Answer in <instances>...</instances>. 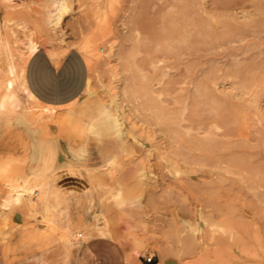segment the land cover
I'll return each mask as SVG.
<instances>
[{"label":"rangeland","instance_id":"1","mask_svg":"<svg viewBox=\"0 0 264 264\" xmlns=\"http://www.w3.org/2000/svg\"><path fill=\"white\" fill-rule=\"evenodd\" d=\"M51 2L12 0L33 20L12 31L0 0L12 60L28 33L51 55L79 50L89 81L50 107L14 75L21 105L0 108V264H78L97 236L136 264H264V0H64L59 38L41 24ZM70 108L69 121L28 114ZM29 182L46 201L7 202L9 184Z\"/></svg>","mask_w":264,"mask_h":264},{"label":"crops","instance_id":"2","mask_svg":"<svg viewBox=\"0 0 264 264\" xmlns=\"http://www.w3.org/2000/svg\"><path fill=\"white\" fill-rule=\"evenodd\" d=\"M23 78L34 99L46 106L59 107L74 102L85 92L89 67L77 49L57 56L38 47L25 64ZM78 264H129V256L117 241L97 236L82 244Z\"/></svg>","mask_w":264,"mask_h":264},{"label":"bare ground","instance_id":"3","mask_svg":"<svg viewBox=\"0 0 264 264\" xmlns=\"http://www.w3.org/2000/svg\"><path fill=\"white\" fill-rule=\"evenodd\" d=\"M4 1V0H3ZM12 0H5L6 2V8L8 10L9 13V18L6 20V22H10L9 24H7V26L9 27L10 30L12 31H17L18 29L17 28H22L24 29L25 31H28L30 30L31 28V23L33 22L32 18L30 17L29 14L27 13H20L18 11H14L12 8H14L12 5H10ZM256 1V0H255ZM63 2L64 0H52V7L50 5V8L47 12V14L41 19V24L44 25V23L46 22V25L43 26V28L45 30H49L51 31L53 34H51V36H55V38H59L57 35L54 34V31L53 30H57L59 27H60V22L62 21V16H63V11H64V6H63ZM193 2V1H192ZM191 2V3H192ZM212 2V1H211ZM216 2V1H214ZM254 2V1H253ZM257 2H261V1H257ZM228 3V2H227ZM194 4V3H193ZM205 4V3H204ZM216 4V3H215ZM262 4V10L264 8V5L263 3ZM233 6V5H232ZM213 7V6H212ZM256 7V6H255ZM203 8V7H202ZM232 8V7H231ZM206 9H209V8H206ZM205 9V10H206ZM228 9V8H227ZM253 9V8H252ZM259 9V7H258ZM261 9V8H260ZM219 10V9H218ZM226 10V9H225ZM254 10V9H253ZM256 10V9H255ZM260 10V11H262ZM220 11V10H219ZM218 11V12H219ZM258 11V10H257ZM207 12V11H206ZM235 12V11H234ZM245 12V10H244ZM244 12H243V15H244ZM248 12V11H247ZM246 12V13H247ZM256 12V11H255ZM245 13V14H246ZM258 13V12H257ZM263 13H264V10H263ZM235 14V13H234ZM248 14V13H247ZM246 14V16H247ZM228 15V14H227ZM241 15V14H240ZM260 15H263L262 12L260 13ZM141 16V15H140ZM235 16V15H234ZM245 16V15H244ZM249 16V15H248ZM247 16V18H248ZM264 16V15H263ZM263 16H259L261 18H263ZM259 17H257L258 19H256V21L258 20L259 21ZM229 18V17H227ZM231 20H232V16L230 17ZM244 19V17L242 16L241 19ZM245 18V19H247ZM255 18V17H254ZM260 18V20H261ZM234 19V18H233ZM240 19V18H239ZM250 22H253L251 21L252 18L250 17L249 18ZM263 20V19H262ZM40 21V19H39ZM225 21V20H224ZM233 21V20H232ZM237 21V20H236ZM256 21H254L252 24H254ZM245 22V21H244ZM249 22V23H250ZM248 23V22H247ZM258 23V22H257ZM255 23V24H257ZM259 24V23H258ZM261 26V25H260ZM255 28V27H254ZM17 29V30H16ZM24 31V32H25ZM27 33V32H26ZM238 33V32H237ZM27 38L28 40L26 42H24L21 46V59H20V62L19 63H15L13 60H12V57H13V54H11L10 48H8L9 46H7L6 42L4 41L5 39H3L1 33H0V54L1 52L3 53V51H6L8 50L9 51V60H8V68H7V72H8V77L6 79V81L3 83L4 85V89H5V92L3 93L2 97L0 98V108L3 109V110H13L17 107H19L21 105V100L18 96V94L16 93V90H15V87H14V83H15V79H14V75L16 74L17 70H22L24 72V69H25V64L27 62V60L29 59V57L38 49V44L32 40V36L31 34H28L27 33ZM4 41V42H3ZM15 42V41H14ZM10 43V42H9ZM14 46V45H13ZM75 46V45H74ZM12 47V46H11ZM15 48V47H14ZM69 48V47H68ZM66 48L65 50V53L68 52L70 49ZM83 48L88 52V53H91L90 51L95 48V44L92 43V42H87L86 45L83 46ZM16 50V49H15ZM11 51H14L11 50ZM64 53V54H65ZM4 54V53H3ZM8 57V56H7ZM19 58V56H18ZM1 60V59H0ZM2 62L5 60H1ZM0 61V63H1ZM7 62V61H6ZM243 68V67H242ZM243 70V69H241ZM245 72H247L248 74V71L245 70ZM244 71L243 72H240L241 74H246ZM246 74V75H247ZM238 76V74H237ZM240 76V74H239ZM244 76V75H243ZM249 79V78H248ZM5 80V79H4ZM24 85H25V82H24ZM242 85V84H241ZM247 85V84H246ZM243 87L245 88L243 85L240 86V88ZM241 88V90L243 89ZM131 89V88H130ZM237 89V88H236ZM247 89V88H246ZM249 89V88H248ZM25 90L27 92V95L29 98H32L34 99V96L27 90L26 86H25ZM239 90V89H238ZM251 90V89H250ZM237 93V91H235ZM244 93V91H241V93ZM258 93V92H257ZM228 95V93H227ZM229 95H231L229 93ZM228 95V96H229ZM233 97V96H232ZM235 97V96H234ZM36 102H38L36 99H34ZM242 100V99H241ZM244 101V100H243ZM40 103V102H38ZM73 103V102H72ZM72 103L68 104V105H71ZM252 103V102H251ZM41 104V103H40ZM253 107V105H251ZM60 107V106H59ZM256 107V106H255ZM259 107V106H258ZM2 110V111H3ZM66 112V111H65ZM28 113V112H27ZM29 116H30V119L32 120V122L34 124H37L39 122H47V123H53V122H57V121H62V120H72V118H74V114H75V108H70L68 111H67V114H63V112L60 114V113H49L48 114H34V113H28ZM257 114V113H256ZM255 115V114H254ZM76 116V115H75ZM77 117V116H76ZM78 118V117H77ZM249 119V118H248ZM79 121H80V118H79ZM78 121V123H79ZM81 124V122H80ZM79 124V125H80ZM74 124V128H76ZM79 127V126H78ZM245 127V126H244ZM250 127V126H249ZM248 130V129H247ZM240 132V131H239ZM19 180V179H18ZM20 181V180H19ZM10 190L11 192L9 193L8 195V198H7V202H10L12 200H20L23 199V202H24V198H27V202H28V205L29 206H35L37 203L39 202H44L46 201L47 199V192L42 190V193L40 194V189L42 188V186H40V184L37 182H34V183H17V184H12L10 185ZM25 204V203H24ZM26 205V204H25ZM6 207V206H5ZM134 261H135V258H134V255L131 254L130 257H129V264H134Z\"/></svg>","mask_w":264,"mask_h":264},{"label":"built area","instance_id":"4","mask_svg":"<svg viewBox=\"0 0 264 264\" xmlns=\"http://www.w3.org/2000/svg\"><path fill=\"white\" fill-rule=\"evenodd\" d=\"M146 261H147L148 263L153 262V257H148V258H146Z\"/></svg>","mask_w":264,"mask_h":264}]
</instances>
